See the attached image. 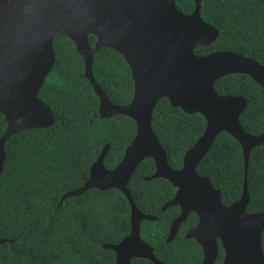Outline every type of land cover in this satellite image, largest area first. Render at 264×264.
<instances>
[{
	"label": "trees",
	"instance_id": "obj_1",
	"mask_svg": "<svg viewBox=\"0 0 264 264\" xmlns=\"http://www.w3.org/2000/svg\"><path fill=\"white\" fill-rule=\"evenodd\" d=\"M183 14L192 10L191 0H175ZM200 18L218 31L216 39L194 54L230 51L264 64V0H201ZM94 38L87 37L92 47ZM54 63L44 78L37 98L49 108L53 124L45 129L20 131L3 145L0 174V264H114V253L103 245L117 244L129 233V205L116 189L88 190L75 197L63 194L79 188L103 146L102 161L113 169L135 134L125 116H98V98L83 77V62L65 37L52 40ZM91 75L108 101L125 106L132 95L130 71L120 55L102 48L92 56ZM217 94L240 96L246 106L238 118L242 130L257 136L264 130V86L249 77L231 74L214 81ZM199 114H185L159 99L151 112L150 127L165 152L167 165L179 169L183 153L204 129ZM5 122L0 115V135ZM219 191L228 205L238 199L243 182L239 144L219 133L195 168ZM154 172L153 162L143 159L126 182L132 203L142 214L156 218L142 221L140 238L153 249L161 264H196L198 247L180 235L164 243L176 208L163 212L173 188L162 179L143 181ZM247 213L264 211V143L252 148L246 169ZM264 255V231L261 233ZM130 264H152L132 259Z\"/></svg>",
	"mask_w": 264,
	"mask_h": 264
},
{
	"label": "water",
	"instance_id": "obj_2",
	"mask_svg": "<svg viewBox=\"0 0 264 264\" xmlns=\"http://www.w3.org/2000/svg\"><path fill=\"white\" fill-rule=\"evenodd\" d=\"M191 1L193 11L184 15L175 7V0H0V115L5 122L0 135V174L8 137L53 124L49 108L37 93L53 67L54 38L65 37L73 43L83 62V77L98 98V116L121 115L135 125V134L113 169L103 167L108 151L105 145L90 165L85 182L60 198L91 189H116L125 197L129 233L117 244L102 246L114 253V264H130L133 258L161 264L138 235L140 221L155 219L136 209L126 189L127 180L145 158L153 162L154 172L144 180L162 178L176 188L174 197L161 207V211L175 205L180 209L165 243L173 239L187 214L194 212L198 223L186 238L195 239L202 247L201 264L213 262L216 239L223 249L221 264H264L260 245L264 211L246 213L248 155L264 143V130L257 136L245 133L238 122L245 100L219 96L213 89L214 81L229 74L245 75L263 87L264 64L229 51L196 56L193 49L212 43L218 32L201 20V0ZM87 36L94 38L92 47ZM101 48L122 55L129 66L132 96L125 106L110 103L92 78V56ZM161 98L185 114H199L205 122L202 134L183 153L177 170L167 165L165 152L150 127L152 109ZM221 132L239 144L243 161L241 193L227 207L222 206L219 192L195 172ZM5 242L10 243L0 240V245Z\"/></svg>",
	"mask_w": 264,
	"mask_h": 264
},
{
	"label": "flooded vegetation",
	"instance_id": "obj_3",
	"mask_svg": "<svg viewBox=\"0 0 264 264\" xmlns=\"http://www.w3.org/2000/svg\"><path fill=\"white\" fill-rule=\"evenodd\" d=\"M192 2V1H191ZM201 2V1H200ZM176 7V6H175ZM194 7V6H193ZM193 7H192V10L190 11V13L193 11ZM200 9V8H199ZM178 10V9H177ZM179 11V10H178ZM190 13H188V14H184V15H189ZM183 14V13H182ZM200 15V14H199ZM202 20V19H201ZM205 23V22H204ZM206 24V23H205ZM206 25H208V24H206ZM210 26V25H209ZM212 27V26H211ZM213 28V27H212ZM215 29V28H214ZM216 30V29H215ZM218 32V31H217ZM218 35V34H217ZM88 37V36H87ZM92 37V36H91ZM205 47V46H204ZM102 49V48H101ZM108 49V48H107ZM195 49V48H194ZM194 49H193V53H194ZM111 50V49H110ZM113 51V50H112ZM115 52V51H114ZM219 52H225V51H219ZM230 52V51H229ZM116 53V52H115ZM212 53H216V52H212ZM118 54V53H117ZM208 54H211V53H208ZM208 54H205V55H208ZM118 55H120V54H118ZM205 55H202V56H205ZM121 57H122V55H120ZM197 56V55H196ZM122 59L124 60V58L122 57ZM124 62H125V60H124ZM126 63V62H125ZM126 65H127V63H126ZM261 65V64H260ZM128 66V65H127ZM128 68H129V66H128ZM129 71H130V69H129ZM229 75H231V74H229ZM227 76V75H226ZM224 77V76H223ZM130 78H131V76H130ZM222 78V77H221ZM132 81V80H131ZM133 84V83H132ZM214 89V88H213ZM215 91V90H214ZM216 93V92H215ZM217 94V93H216ZM217 95H219V96H228V95H221V94H217ZM132 96V95H131ZM131 99V98H130ZM214 142V141H213ZM195 143V142H194ZM213 144V143H212ZM212 146V145H211ZM191 147V146H190ZM189 147V148H190ZM188 148V149H189ZM206 155V154H205ZM182 159V158H181ZM201 161V160H200ZM198 165V164H197ZM181 167V166H180ZM196 168V167H195ZM174 170V169H173ZM177 170V169H176ZM196 172V171H195ZM153 174V173H152ZM151 174V175H152ZM197 174V173H196ZM150 175V176H151ZM198 175V174H197ZM150 176H148V177H150ZM199 177H202V178H205L204 176H201V175H198ZM148 177H144L142 180L143 181H149V180H152V179H149V180H144L145 178H148ZM153 179H162V178H153ZM205 179H207V178H205ZM162 180H164L165 182H167L172 188H173V192H172V196L170 197V199L168 200V201H166L165 203H167V202H169L173 197H174V195H175V193H176V188H174L168 181H166L165 179H162ZM207 181H208V179H207ZM209 182V181H208ZM209 184H210V182H209ZM210 186L212 187V189L213 190H215V191H218L217 189H215L211 184H210ZM219 192V191H218ZM129 193V192H128ZM219 196H220V193H219ZM220 202H221V204H222V206H224V207H227V206H229L230 204H228V205H225V204H223L222 203V201H221V196H220ZM164 203V204H165ZM233 203V202H232ZM163 204V205H164ZM162 205V206H163ZM135 206V205H134ZM161 206V207H162ZM161 207H160V211H161ZM168 208H176V210H177V213H176V215L174 216V218L170 221V223H169V225H168V228H167V232H166V235H165V238H164V243H165V239H166V237H167V234H168V231H169V226H170V224H171V222L174 220V219H176L179 215H180V209H179V207L178 206H171V207H168ZM168 208H166V209H168ZM137 209V208H136ZM166 209H164V210H166ZM138 210V209H137ZM163 210V211H164ZM163 211H161V212H163ZM140 212V211H139ZM141 213V212H140ZM246 213H247V211H246ZM142 214V213H141ZM142 215H145V214H142ZM145 216H149V215H145ZM149 217H152V216H149ZM152 218H154L155 219V221H156V218L155 217H152ZM142 221H145V220H142ZM142 221H140V223H139V230H140V224H141V222ZM155 221H148V222H155ZM197 223H198V216L194 213V212H190V213H188L187 214V216H186V218L184 219V221L183 222H181L179 225H178V227H177V229H176V231H175V234H174V237H173V239L170 241V242H172V241H174V239L177 237V235H180L181 237H182V239L183 240H185V241H189V242H192V243H194L197 247H198V249H199V251H200V258H199V260H198V262L196 263V264H201L202 263V261H203V259H204V253H203V249H202V247L200 246V244L195 240V239H193V238H186V235H187V233L189 232V231H191L193 228H195L196 227V225H197ZM130 229V228H129ZM138 235H139V238H140V234L138 233ZM140 240L142 241V242H144L145 244H147L145 241H143L141 238H140ZM205 240H207V239H204L203 241H205ZM169 242V243H170ZM169 243H165V244H169ZM215 243H216V256H215V258H214V260H213V262L211 263V264H221L222 263V259H223V249H222V247H221V244H220V242H219V240L218 239H216L215 240ZM148 245V244H147ZM149 246V245H148ZM150 247V246H149ZM151 249H152V247H150ZM152 252H153V249H152ZM133 259H141V258H133ZM132 260V259H131ZM130 260V261H131ZM145 260V259H144ZM130 261H129V263H130Z\"/></svg>",
	"mask_w": 264,
	"mask_h": 264
}]
</instances>
